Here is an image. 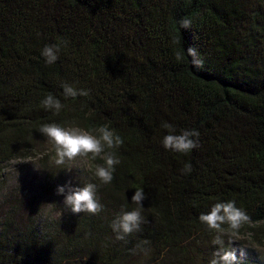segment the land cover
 I'll list each match as a JSON object with an SVG mask.
<instances>
[{
  "label": "trees",
  "instance_id": "1",
  "mask_svg": "<svg viewBox=\"0 0 264 264\" xmlns=\"http://www.w3.org/2000/svg\"><path fill=\"white\" fill-rule=\"evenodd\" d=\"M61 40L47 64L42 48ZM65 82L90 94L65 98ZM49 93L59 113L41 104ZM163 122L198 130V147L165 149ZM48 123L114 129L123 144L112 182L94 177L100 158L85 160L84 175L56 156L45 163ZM35 156L42 180L1 199L0 264H209L219 245L199 215L233 200L264 242V0H0V183L5 163ZM68 182L95 183L102 211L65 208L56 189ZM137 188L140 230L117 240L110 225L137 207Z\"/></svg>",
  "mask_w": 264,
  "mask_h": 264
},
{
  "label": "clouds",
  "instance_id": "2",
  "mask_svg": "<svg viewBox=\"0 0 264 264\" xmlns=\"http://www.w3.org/2000/svg\"><path fill=\"white\" fill-rule=\"evenodd\" d=\"M191 19L182 18L179 24L182 28L191 26ZM67 41L61 40L59 43L46 44L41 55L45 58L47 64L55 63L59 58L62 46H66ZM187 55L192 58L194 67H201L203 61L199 58L196 49L189 47L186 49ZM177 61L183 59V53L175 54ZM63 94L65 98H75L77 96H88L90 90L76 89L69 83H62ZM41 104L47 109H53L57 113L64 107L61 101L53 94L49 93ZM162 128L168 130V134L163 137L162 144L167 150L177 153L187 154L198 147L199 131L196 129H181L179 134L176 128L168 123L163 122ZM40 133L52 142L55 149L56 163L63 164L66 160L80 158L86 160L89 157L92 160L100 158L104 164L95 165L93 175L101 184H110L113 180L115 165L120 163L119 158L114 151L123 144V139L117 132L110 128L109 125H101L92 130H86L76 125L62 126L58 123L44 124L39 129ZM191 164L185 165L186 171H191ZM97 185L92 182L82 186H73L71 182L58 186L57 195L64 197L63 204L65 208L70 209L73 213H90L98 214L102 211L103 206L96 197ZM147 198L143 188H137L131 200L137 207L131 211H122L111 223V228L116 233L117 240L125 238L139 231L143 222L141 212L143 210L142 201ZM199 221L205 225L210 232H214L212 240L213 245H219L217 251L213 252L209 264H239L236 250L225 247L224 237L231 239L245 224H251V219L247 212L236 206V202H217L207 213L199 215ZM226 226V227H225ZM241 256L246 255L244 249H240Z\"/></svg>",
  "mask_w": 264,
  "mask_h": 264
},
{
  "label": "rangeland",
  "instance_id": "3",
  "mask_svg": "<svg viewBox=\"0 0 264 264\" xmlns=\"http://www.w3.org/2000/svg\"><path fill=\"white\" fill-rule=\"evenodd\" d=\"M42 147L45 148L44 152L48 151L45 163L52 161L55 157V155H53L55 149L52 142L46 139ZM84 162L85 160L77 158L74 160H66L63 164L69 169H75L79 175H84L86 171ZM5 164L2 170L3 182L0 183V203L1 199L4 197L5 191L23 184H25V186L30 184L32 187H35L37 184L34 181L42 180L41 177L43 173L39 168L40 162L37 160V156L30 159L14 158ZM231 238L234 241L233 247L237 253L240 254V249L243 248L246 253L244 256L246 258L248 257L251 263L261 264L264 262V242H257L252 231L246 227H242L240 231Z\"/></svg>",
  "mask_w": 264,
  "mask_h": 264
}]
</instances>
